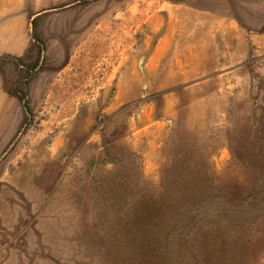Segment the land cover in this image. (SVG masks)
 I'll use <instances>...</instances> for the list:
<instances>
[{
	"label": "rangeland",
	"instance_id": "1",
	"mask_svg": "<svg viewBox=\"0 0 264 264\" xmlns=\"http://www.w3.org/2000/svg\"><path fill=\"white\" fill-rule=\"evenodd\" d=\"M0 264H264V0H0Z\"/></svg>",
	"mask_w": 264,
	"mask_h": 264
}]
</instances>
